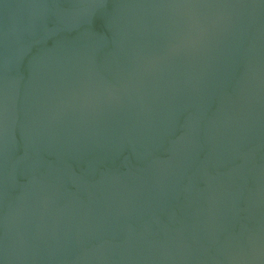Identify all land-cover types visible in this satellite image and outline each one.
I'll return each instance as SVG.
<instances>
[{
    "label": "water",
    "instance_id": "water-1",
    "mask_svg": "<svg viewBox=\"0 0 264 264\" xmlns=\"http://www.w3.org/2000/svg\"><path fill=\"white\" fill-rule=\"evenodd\" d=\"M0 264H264V0H0Z\"/></svg>",
    "mask_w": 264,
    "mask_h": 264
}]
</instances>
